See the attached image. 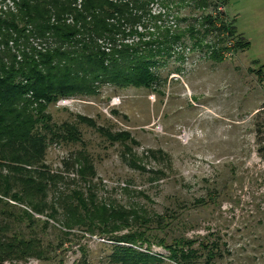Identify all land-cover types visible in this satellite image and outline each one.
Instances as JSON below:
<instances>
[{"label":"rangeland","instance_id":"1","mask_svg":"<svg viewBox=\"0 0 264 264\" xmlns=\"http://www.w3.org/2000/svg\"><path fill=\"white\" fill-rule=\"evenodd\" d=\"M176 2L180 30L189 24L198 28L202 15L224 5L216 21L231 22L247 48H230L231 38L220 59L213 55L221 45L211 46L217 41L213 35L199 34L198 46L186 34L185 46L174 49L181 55L155 67L157 87L103 85L97 95L48 105L51 122L74 124L81 140L48 143L42 163L63 178L57 189L73 188L89 184L80 181L74 161L75 152L88 154L98 198L151 219L149 246H133L158 258L150 264H264V0H208L204 8ZM98 128L128 133L123 143L130 151ZM54 196L49 188L47 205L54 206ZM0 206L6 236L18 232L31 244L3 253L0 264H120L117 246L130 245L77 226L64 229L47 207L35 213L8 197ZM22 209L32 216L24 217ZM135 228L143 227L134 223L113 235ZM159 239L167 247L157 245Z\"/></svg>","mask_w":264,"mask_h":264},{"label":"trees","instance_id":"2","mask_svg":"<svg viewBox=\"0 0 264 264\" xmlns=\"http://www.w3.org/2000/svg\"><path fill=\"white\" fill-rule=\"evenodd\" d=\"M170 1L0 0V201L8 197L35 213H44L47 207L49 216L64 229L77 226L90 234L130 244L117 246L115 262L120 264L158 260L133 247L149 246L146 229L151 219L136 209L98 198L90 183L95 175L93 164L83 150L75 152L74 161L80 164V181L89 184L57 189L63 178L46 169L44 151L54 140L74 143L81 139L74 124L52 123L46 108L60 98L97 95L103 85L118 89L157 87L160 78L155 67L163 58L181 55L174 49L185 46L181 39L186 34L198 46L199 34L213 35L217 41L211 46L221 44L213 52L218 58L231 38L235 41L230 48H247L248 41L231 22H217L211 13L201 16L198 28L189 24L178 29L179 7L176 0ZM186 1L194 2L197 8L208 3ZM153 5L159 8L156 13L151 11ZM77 119L90 124L85 117L77 115ZM98 132L111 143H123L129 137L126 132L111 133L103 128ZM123 144L129 149L130 145ZM49 188L56 193L52 203L60 210L59 217L54 206L44 200ZM22 213L32 216L28 210L22 209ZM154 222L159 219L155 217ZM134 223L143 228L113 235ZM7 228L0 221V256L31 248L21 233L6 236ZM62 232L69 235L66 230ZM156 244L167 247L161 239Z\"/></svg>","mask_w":264,"mask_h":264},{"label":"built area","instance_id":"3","mask_svg":"<svg viewBox=\"0 0 264 264\" xmlns=\"http://www.w3.org/2000/svg\"><path fill=\"white\" fill-rule=\"evenodd\" d=\"M154 6V5H153ZM216 11H214L213 13H211L213 16H217V15H219V16H221V14L222 13H224V5H221V4H219V5H217L216 6ZM74 101V99L73 98H60V99H58L55 103H56V105L58 106V105H60V104H68V103H71V101Z\"/></svg>","mask_w":264,"mask_h":264}]
</instances>
